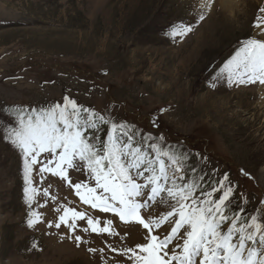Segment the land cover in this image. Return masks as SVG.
Listing matches in <instances>:
<instances>
[{
  "label": "rangeland",
  "instance_id": "obj_1",
  "mask_svg": "<svg viewBox=\"0 0 264 264\" xmlns=\"http://www.w3.org/2000/svg\"><path fill=\"white\" fill-rule=\"evenodd\" d=\"M229 2L224 8L212 0L200 22L203 0H0V135L12 119L5 109L48 107L67 95L198 153L197 167L227 173L249 213L264 215V85H230L226 74L212 81L244 40H264V31L253 28L264 18V0ZM181 22L193 31L172 38L171 27ZM70 175L73 182L86 179ZM35 180L29 203L22 158L0 139V264H125L109 245H134L139 226H117L128 233L125 240L93 233L78 246L66 227H47L58 215L53 208L109 215L82 205L59 178ZM30 213L42 222L29 227Z\"/></svg>",
  "mask_w": 264,
  "mask_h": 264
},
{
  "label": "snow or ice",
  "instance_id": "obj_2",
  "mask_svg": "<svg viewBox=\"0 0 264 264\" xmlns=\"http://www.w3.org/2000/svg\"><path fill=\"white\" fill-rule=\"evenodd\" d=\"M211 6L212 0H203L195 19L202 22ZM259 11L264 13V8ZM262 24L264 18L257 17L253 28L264 31ZM191 31V24L181 22L169 35L176 38ZM225 74L230 85H264V40H244L212 81ZM5 113L12 119L0 139L22 158L29 203L38 192L35 177L44 181L50 174L82 205L110 214L102 219L87 210L54 207L58 215L46 221L47 227H66L78 246L90 243L86 236L93 233L125 240L128 233L122 236L117 226L137 225L142 232L139 242L124 243L119 249L109 245L125 264H264V215L260 210L249 213L247 201L237 194L227 173L217 176L215 170L209 174L197 167L192 157L198 153L167 145L162 136L117 122L67 95L63 103ZM152 125L159 126L156 120ZM70 170L86 179L73 182ZM42 194L49 197V189ZM40 222L39 213H30L29 227Z\"/></svg>",
  "mask_w": 264,
  "mask_h": 264
},
{
  "label": "bare ground",
  "instance_id": "obj_3",
  "mask_svg": "<svg viewBox=\"0 0 264 264\" xmlns=\"http://www.w3.org/2000/svg\"><path fill=\"white\" fill-rule=\"evenodd\" d=\"M220 1H221V3L223 2L224 8H226L225 5H229V4H230L229 0H220ZM226 10H227V9H226ZM263 87H264V86H263ZM262 95H263V101H264V88H263V93H262ZM261 106H262V108H264V105H261ZM140 231H141V230H140ZM131 235H132V234H131ZM141 236H142V232H141ZM141 236H140V235H134V237H133V239H132V244H135L136 242H138Z\"/></svg>",
  "mask_w": 264,
  "mask_h": 264
}]
</instances>
